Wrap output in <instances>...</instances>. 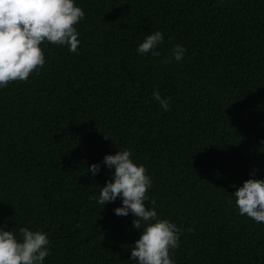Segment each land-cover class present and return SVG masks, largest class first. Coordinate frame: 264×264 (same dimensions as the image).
I'll list each match as a JSON object with an SVG mask.
<instances>
[{
    "label": "trees",
    "instance_id": "obj_1",
    "mask_svg": "<svg viewBox=\"0 0 264 264\" xmlns=\"http://www.w3.org/2000/svg\"><path fill=\"white\" fill-rule=\"evenodd\" d=\"M74 3L77 53L44 42V67L0 88V228L46 233L43 264H137L132 214L90 199L113 175L103 158L130 149L182 228L174 264H264V223L231 197L264 179V0ZM155 31L160 56H141ZM175 45L183 59L163 63Z\"/></svg>",
    "mask_w": 264,
    "mask_h": 264
},
{
    "label": "clouds",
    "instance_id": "obj_2",
    "mask_svg": "<svg viewBox=\"0 0 264 264\" xmlns=\"http://www.w3.org/2000/svg\"><path fill=\"white\" fill-rule=\"evenodd\" d=\"M84 16L83 9L74 0H0V88L12 82H24L44 67L41 48L44 42L67 46L70 53H77L80 40L76 25ZM163 40L161 31L151 32L136 51L141 56L150 53L158 57L160 53L156 49ZM185 51L175 45L170 58L163 63L180 62ZM153 99L164 111L169 110V99L161 98L158 89L153 91ZM102 163L113 175L99 188L98 199L96 196L90 199L104 206L120 198L122 206L115 208L114 214L118 217L132 214V227L141 231L139 239L130 247V259L137 264H174L170 252L180 246L182 228L158 217L156 200L147 195L152 180L145 167L133 162L130 149L106 155ZM87 171L95 176L100 172V165L93 164ZM231 197L240 215L264 223V179L246 180ZM146 201L151 204L150 208L146 207ZM19 234L17 239L13 231L0 228V264H43L50 255L47 234L23 227Z\"/></svg>",
    "mask_w": 264,
    "mask_h": 264
}]
</instances>
